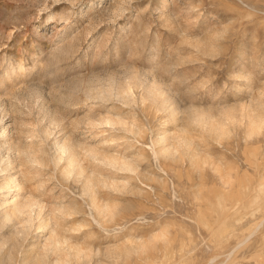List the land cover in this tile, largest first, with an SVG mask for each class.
<instances>
[{
	"label": "rangeland",
	"instance_id": "rangeland-1",
	"mask_svg": "<svg viewBox=\"0 0 264 264\" xmlns=\"http://www.w3.org/2000/svg\"><path fill=\"white\" fill-rule=\"evenodd\" d=\"M152 82L171 90L179 116L148 94ZM124 85L129 102L90 97ZM0 98V134L4 126L47 153L71 139L87 170L128 183L101 189L118 212L104 226L60 171L51 179L44 168V186H28L47 204L77 201L81 213L61 223L91 254L85 262L264 264V0H0ZM250 116L260 125L253 135ZM160 138L180 151L156 158ZM86 150L126 157L139 175Z\"/></svg>",
	"mask_w": 264,
	"mask_h": 264
},
{
	"label": "bare ground",
	"instance_id": "bare-ground-1",
	"mask_svg": "<svg viewBox=\"0 0 264 264\" xmlns=\"http://www.w3.org/2000/svg\"><path fill=\"white\" fill-rule=\"evenodd\" d=\"M134 74L129 76L132 77L135 85H139L142 79L137 74ZM115 81L116 79L112 78L110 83H115ZM131 89V86L126 85L121 86L120 90L113 87L106 90L96 89L90 92V97L92 99L107 100V98H111L113 94H116V97H121L120 100L123 99L129 102L131 100L129 99ZM146 90L148 94L159 100L164 108H169L174 117L180 113L171 90L169 91L157 82L150 83L146 87ZM11 95L15 96L14 93ZM193 110L190 111V114L196 120L199 118L200 122H197L201 123V120L205 118L202 115L203 113L199 114ZM207 117L205 118L206 120ZM3 119H5L4 116L0 120V124L3 122ZM254 119L256 120L255 117L250 116L249 129L252 128L249 133L250 135H253L260 129L259 123ZM52 121L54 123L57 122L54 118ZM104 122L107 125L111 124L113 126L114 124H119L109 118H104ZM209 123L211 124V122ZM25 124L29 125L27 123L22 124L21 132L26 139L30 138L31 140L35 136L33 133L31 134L25 130ZM35 126L40 131H44L45 135H48L49 129H43L41 121H38ZM210 127L208 129L214 131ZM10 132V130L2 126L0 138L4 141L0 143V264L87 263L85 261L92 257L91 254L71 242L72 238L70 239L67 235V231L70 232L71 229L64 228L65 226L63 227L61 223L66 218H72L81 213V208L78 206L77 201L74 200L73 204H64L63 202L47 204L43 200L42 193L38 188H36V191L35 189L32 191L31 189L29 190L28 186H34L39 182L38 177H40L44 168H49L51 172L49 177L51 176V179H55L56 173L60 171L65 180L69 181L72 179L74 183L78 184L79 196L88 205L90 216L96 224L104 226L103 223L111 221L113 217L118 215V212L115 205H111L106 201L104 202L105 199L101 198V189L125 192L128 183L120 184L115 179L110 180V178H105L101 173L97 174L95 170H87L79 157V146L75 145L74 142L72 143L71 139L55 141L50 149L51 153H47V150L45 151L42 147L35 146L33 144L35 141L31 140L29 143H24L20 137L15 139ZM216 132L219 135L218 137L223 136V134H219V132H223V129ZM178 138L179 146L188 151L190 157L195 158L197 153L191 151L192 142L190 139L182 134ZM165 142V138H160L153 143L154 148L152 150L156 158L160 154L163 156H174L180 151L178 147L177 149L174 147L169 148ZM156 144L161 145L160 150L155 148ZM168 145L170 146L169 143ZM46 154L47 156L45 157ZM86 154L95 161L110 166L119 172L139 175L137 167L134 163L127 161L126 157L120 159L114 156H103L94 150H86ZM228 181H224V183L227 184ZM43 183H38V187L42 188L44 186ZM98 218L100 219L98 220ZM72 230L76 229L73 228ZM30 238L33 239L31 243L28 242ZM27 242L30 244L25 246Z\"/></svg>",
	"mask_w": 264,
	"mask_h": 264
}]
</instances>
